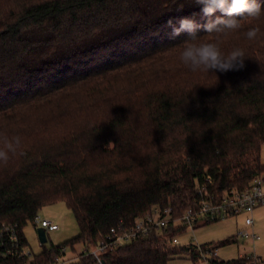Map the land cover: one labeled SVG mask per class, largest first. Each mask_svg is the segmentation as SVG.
Here are the masks:
<instances>
[{
    "label": "trees",
    "instance_id": "1",
    "mask_svg": "<svg viewBox=\"0 0 264 264\" xmlns=\"http://www.w3.org/2000/svg\"><path fill=\"white\" fill-rule=\"evenodd\" d=\"M201 9L194 0H0V149H15L0 161V231L29 244L27 225L59 202L79 227L31 261L5 264H53L62 247L76 255L154 207L182 215L201 185L247 190L264 174V35H245L253 26L264 33V16L242 19L236 31L172 35L169 19L202 26L222 15ZM186 43H214L224 56L241 48L245 67L193 72L181 61ZM183 233L134 240L104 254V264L200 261L196 247L170 242ZM77 257L73 264L96 263Z\"/></svg>",
    "mask_w": 264,
    "mask_h": 264
},
{
    "label": "built area",
    "instance_id": "2",
    "mask_svg": "<svg viewBox=\"0 0 264 264\" xmlns=\"http://www.w3.org/2000/svg\"><path fill=\"white\" fill-rule=\"evenodd\" d=\"M259 206H264V174L254 179L247 190L231 189L220 194L212 192L206 185H201L196 188L194 198L188 201L182 215L175 217L172 208L154 207L144 216L137 218L130 227L121 223L107 234L100 235L96 245L84 247L82 252L85 256H93L96 260L95 264H104V254L114 253L122 246L134 240L148 238L153 233L163 234L167 238L172 231H184V233L187 230L194 231L198 225L226 221L242 214L246 216L245 225L252 230L238 231L235 236L236 241L243 240L244 242L247 239L256 241L260 238L254 231V212ZM34 224L36 229H45L47 238L50 233L60 229L56 222L41 219L39 216L36 217ZM178 236L180 234L173 236L170 240L173 245H179ZM28 242L29 244L23 242L18 231L4 227L3 231H0V264H5L10 258L31 261L40 251L34 252L29 239ZM39 244L42 247L43 244L40 241ZM189 245L196 247L201 257L200 261L204 264H210L211 258L219 257L220 248L212 247L213 249L203 250L201 245L192 244V242ZM60 250L61 255L53 264H73L79 260L75 256L66 258L69 248L62 247ZM240 257L248 258L244 264H264V260L257 254L240 255Z\"/></svg>",
    "mask_w": 264,
    "mask_h": 264
},
{
    "label": "clouds",
    "instance_id": "3",
    "mask_svg": "<svg viewBox=\"0 0 264 264\" xmlns=\"http://www.w3.org/2000/svg\"><path fill=\"white\" fill-rule=\"evenodd\" d=\"M194 3L202 6L201 11L205 17L210 18L217 11L222 15L216 17L215 20H209L202 26H198L192 19L185 17L179 19V26L175 27L173 20L169 19L167 26L172 29L173 36L187 32L190 37L195 38L198 27H202L203 31L208 34L236 31L242 27L240 22L242 19L259 20L264 16V9H262L261 4L257 3V0H194ZM245 35L248 40L254 41L264 33L258 26H253L248 28ZM245 58L246 53L241 48H236L224 56L214 43L199 45L186 43L181 54V61L193 72L201 68L204 71L219 73L239 71L245 67ZM15 142L20 145V138L15 137ZM5 148L7 151L0 149V161L7 163L9 153L15 154V149H13L11 142H6Z\"/></svg>",
    "mask_w": 264,
    "mask_h": 264
},
{
    "label": "rangeland",
    "instance_id": "4",
    "mask_svg": "<svg viewBox=\"0 0 264 264\" xmlns=\"http://www.w3.org/2000/svg\"><path fill=\"white\" fill-rule=\"evenodd\" d=\"M262 162L264 163V145L262 147L261 154ZM256 224L254 225L255 233L259 236V240L253 241L247 239L236 241L227 246L221 247L219 251V257L223 260H230L239 258L240 255H252L257 254L264 260V206H259L255 212ZM41 219H50L56 222L60 229L56 232L48 235L47 247L52 245H59L68 240L73 239L79 233V227L77 220L73 212L67 207L64 202H59L51 206L44 207L38 215ZM245 214L239 215L236 218H232L226 221H220L209 225H198L194 231L187 230L179 237V245L188 246L192 244L202 245L207 243L219 244L229 238L237 235L240 230H252L244 223ZM27 237L31 243V247L34 252L41 251L42 247L39 244L37 229L32 223H29L25 228ZM235 238V237H234ZM76 255L69 250L66 258L75 256L78 258V254L84 249L82 245H78ZM78 260V259H77ZM170 264H204L202 261H193L186 255H182L171 260Z\"/></svg>",
    "mask_w": 264,
    "mask_h": 264
},
{
    "label": "water",
    "instance_id": "5",
    "mask_svg": "<svg viewBox=\"0 0 264 264\" xmlns=\"http://www.w3.org/2000/svg\"><path fill=\"white\" fill-rule=\"evenodd\" d=\"M37 234H38V238L41 244L46 245V243L48 242V238H47L45 229L37 228Z\"/></svg>",
    "mask_w": 264,
    "mask_h": 264
},
{
    "label": "crops",
    "instance_id": "6",
    "mask_svg": "<svg viewBox=\"0 0 264 264\" xmlns=\"http://www.w3.org/2000/svg\"><path fill=\"white\" fill-rule=\"evenodd\" d=\"M254 219H256V218H255V214H254ZM255 224H256V220H255ZM255 224H254V225H255ZM254 227H255V226H254ZM254 231H255V229H254Z\"/></svg>",
    "mask_w": 264,
    "mask_h": 264
}]
</instances>
